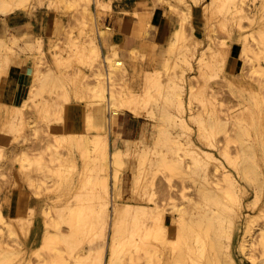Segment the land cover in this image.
I'll return each instance as SVG.
<instances>
[{
  "label": "bare ground",
  "instance_id": "bare-ground-1",
  "mask_svg": "<svg viewBox=\"0 0 264 264\" xmlns=\"http://www.w3.org/2000/svg\"><path fill=\"white\" fill-rule=\"evenodd\" d=\"M74 1L81 6L77 8L82 14L80 23L89 39L88 43L83 42L82 47L89 52L86 54V65L92 69L93 77L90 79L91 74L87 71H77L71 76V85L75 86L73 98L65 85L62 93L48 98L41 93L46 89L51 91L61 77L54 68L41 71L42 61L38 55L32 66L23 68L31 75L26 95L20 105L0 103V137L8 133L13 125H16L17 130L26 127L37 130L34 124L35 112L57 113L64 110L65 103L70 101L84 104L83 107L76 103L70 104L67 107L68 118L58 126L60 130H66L60 136L80 135L78 138L82 140L85 152H89L90 146L92 153L89 152L85 160L93 162L96 167V174L90 183L93 196L101 194L104 197L103 212L97 214L86 204L72 208L67 217L71 234L46 230L42 235V242L33 252L40 253L44 247L58 249L60 241L68 242L76 237H86L90 229L98 223L100 240L97 244L92 241L93 244L86 254L88 264H116L123 260H127L126 264H242L243 258L237 252L256 263L258 250L261 258L257 264H264V221L263 224L257 223L260 218L264 220V61L261 59L260 44L264 43V26L259 28V38L255 37L254 30L248 32L244 29L241 19L249 17L245 7L246 0H207L204 12L208 15V7L216 4V7L226 9L233 20L239 18L240 21L236 24L237 39L241 45L240 55L242 53L245 57L242 56L243 62L245 59L249 63L251 74H258L262 79L257 82L251 77H245L243 81L253 88L249 96L244 90L232 87L242 100L250 103L248 106L245 101L243 111L231 114L228 108L223 107V103L218 107L212 100L213 107L204 108L206 116L197 112L196 106L186 99L181 89L188 79L185 69L182 68L180 73L172 70L178 65L175 60L178 53L183 64L191 65L190 56L196 49L188 39H192L196 44L202 41L196 34L194 23L188 35L184 29V23L193 16L191 3H187V10L180 13L170 29V38L163 45L157 42L147 44L143 40V31L140 34L142 45H145L140 51L142 57L147 53L145 49L158 50L161 55L159 62L168 75L167 81H162L161 71L158 70L152 74L146 73L147 84L144 87L139 86L135 77L124 87H118L117 80L127 75L129 77L130 71L137 70L138 67L129 65L130 61L123 58L118 42L113 39L112 33L108 32L111 27L101 26L103 13L97 10V0ZM191 1L198 5L202 0ZM27 4L28 0H0V13L8 16L28 10L29 14H33ZM92 4H95L94 11L91 9ZM102 6L112 8L110 1L103 2ZM46 13L37 17L40 22L46 25L51 21L57 25L62 24L50 10ZM27 21L28 24H33L31 20L26 19ZM256 22V19H251L252 25ZM146 25L145 16L140 15V28L143 30ZM4 27V34H0V65L7 64L16 49L27 50L37 42L31 39V32L28 30L19 34L10 30L6 23ZM206 28L208 29L209 25ZM250 37L255 41L254 44L250 42ZM70 38L72 44H76L72 32ZM225 43V40L221 42L222 48L218 55H226V48H223ZM208 47L211 49L212 58L217 54L216 49L211 42ZM49 51L53 61H58L60 49L57 42L53 43ZM133 53L134 51L131 54ZM198 66L200 72L205 74L212 68L213 58L201 56ZM238 68H241L240 62ZM230 82L236 81L233 79ZM164 84L172 87L175 111L167 109L165 103L151 109L147 113L150 118L140 131V137H126L128 130H122L121 127L119 130L115 129L120 117L131 115L136 120L140 119L144 115L143 103L152 95L149 86H156L160 89V94H164L161 89ZM83 88L90 90V99L83 94ZM188 92L195 93L193 85H190ZM61 95L66 97L67 102L60 100ZM29 102L34 104V111L31 112L34 115L26 116L23 110ZM252 103L257 109L256 113L252 110L245 112ZM197 117L203 120L200 123L199 135L206 140V146L201 145L190 131L189 147L185 154H189L191 159L187 160L179 154H170L169 151L172 152L174 145L184 147L182 136L183 132L187 131V120ZM210 128L216 133L222 132V139H214L213 133L209 136L207 131ZM172 131L171 139L162 137V132ZM148 132L152 136L150 141L147 139ZM61 141L65 142L58 139V144ZM235 142L238 144V150L236 155H233L231 146ZM159 145H166L167 150L158 149L154 162L169 172L167 192L159 188L157 197L152 199L150 204L138 201L137 198L133 199L131 195L126 196L121 177V170L126 164L123 158L125 150L133 149L142 169L151 159L150 151ZM1 147L3 145L0 143V150ZM23 154L22 159L26 161L22 163L23 166L35 165V169L41 168L40 155L35 157L28 151ZM70 158L56 151L53 159L64 164ZM71 159L73 162L74 159ZM226 162L230 164L229 167ZM63 174L59 172L62 178ZM131 174L132 172V178ZM174 175L192 177L197 181L196 195L191 196L188 203L182 206L176 202L167 206L164 201L165 195H170L171 191L175 190V185L171 182ZM31 184L36 188L41 186L35 179ZM140 187V182L133 185L132 181L130 192ZM249 190H253L254 197L249 196ZM260 199L263 204L257 211L246 212L249 206L256 205ZM58 224L59 222L55 221V225ZM17 227L14 215H6L0 209V242L3 240L1 237L6 235L15 237L18 234ZM5 249L4 255L11 256L17 252L7 247ZM28 255L27 250V264H31ZM1 261L0 257V263Z\"/></svg>",
  "mask_w": 264,
  "mask_h": 264
},
{
  "label": "rangeland",
  "instance_id": "rangeland-1",
  "mask_svg": "<svg viewBox=\"0 0 264 264\" xmlns=\"http://www.w3.org/2000/svg\"><path fill=\"white\" fill-rule=\"evenodd\" d=\"M107 1H110L112 8H104L102 6V3ZM185 1L97 0V10H101L103 13L101 26L104 28L107 26L111 27L108 32L112 33L114 40L118 42L116 34L119 31L134 35V38L129 36L126 38L125 43L128 55L124 56V48L118 44L123 58L125 57V60L130 61L129 65L132 66L134 64L133 66L138 68L137 70H131L129 77L127 75L124 78H119L116 85L124 87L127 82H130L135 77L139 86L144 87L147 84L146 73L152 74L158 70L161 71L162 81H167L168 75L163 65L159 62L161 57L159 51L154 48H148L149 50L152 49L150 51L145 49L147 53L142 57L140 51L145 47L142 42L143 40L147 44L157 42L159 45L167 42L170 38L169 32L173 24L177 21L180 13L187 10V3H191L193 16L184 23V29L188 35L191 33L192 23H194L196 25V34L201 37L202 41L196 44L192 39H188V42L196 49V52L190 56L191 65L183 64L179 53L175 56L178 65L172 69L173 72L177 71L180 73L183 68L185 69L186 77H188L185 80L186 85H183L181 89L186 99L196 106L197 112L203 113L204 116H206L204 108L206 106L213 107L212 100L217 103L218 107L220 103H223V107L228 108L227 110L231 114L243 111L246 106L245 101L248 106L250 103L248 104L247 100H242L232 90V87L244 90L246 95L249 96V93L253 92V88L243 81L245 77H251L253 81L257 82L261 81L262 77L258 74H251L249 63L245 59L243 62V54L241 53L240 55L241 45L237 39L238 26L236 24L239 18L233 20L226 9L222 10V8L216 7V4L210 5L208 7V15L205 14L204 5L208 3L207 0H202L198 5L191 0ZM94 5H91L93 11ZM27 7L33 11V14H29L28 10L27 12L24 11L8 16L0 13V34H4L6 23L9 29L16 33L20 34L26 30L30 31L31 39L37 41L32 48H27V50L16 49L9 62L0 65V95L2 96L0 103L20 105L21 102L13 103L9 101L10 92L7 95L5 92L10 72L15 67L23 69L24 67L32 66L33 60L37 59L38 55L41 56L42 61L41 71H48L54 68L61 77V80L55 84L51 91L46 89L41 95L48 98L58 95L65 90L63 87L65 85L69 88L70 95L73 98L75 86L71 85V76L77 71L84 70L91 74L90 79L93 77L92 69L86 65V54L89 52L82 47L83 42L86 44L89 39L85 36L81 27L82 14L77 9L81 7L80 4H77L74 0H28ZM245 7L249 17L241 19L242 25L248 32L254 30L255 37L259 38V28L264 26V0H246ZM48 10L54 13L57 21L62 22V24L57 25L51 21L46 25L40 22L37 17L47 14ZM140 15L145 16V23L147 22L143 30L140 28ZM9 17H16L20 21H24V23L17 26V24H12L9 21ZM252 18L257 21L253 25L251 24ZM26 19L31 20L33 24H28ZM208 25L209 28L207 29L206 26ZM70 31L74 35L76 44H72L70 41ZM141 31H143V40L140 37ZM250 39V42L254 44L255 41L252 37ZM223 40L226 41L223 46V48H226V55L224 56L222 54L218 55L220 48H222L221 42ZM54 42L58 43L60 49L58 61H53L49 51ZM210 42L213 48L216 49L217 54L212 56V68L203 74L198 66L199 58L203 56L212 59L211 49L208 47ZM260 44L261 59L264 61V43ZM132 51H134L133 54H131ZM243 58L245 57L243 56ZM239 62L241 63V68H238ZM233 79L236 82H230ZM164 85L161 88L164 94H160V89L156 86H149L148 89L152 95L148 96L143 103L144 115L138 120L131 115L120 117L118 126L115 129L119 130L121 127L122 130H128L126 137H140V131L150 118L147 113L151 109L165 103L167 109L175 111L176 105L172 95V87ZM190 85L194 86L195 93L190 94L188 92ZM82 92L87 99L91 98L90 90L83 88ZM65 98V96L61 95L60 100L67 102ZM75 103L77 105L80 104L81 107L84 106L80 102L70 101L65 103L64 110L60 112L51 114L35 112L34 115L31 114L34 111V104L29 102L23 112L26 116L27 114L35 116L34 124L37 130L27 129V127L26 129L24 128L25 130H17L16 125H13L8 133L0 137V143L3 145L0 150V209L6 215L13 214L14 219L18 223V234L15 237H10L9 235L4 236L5 238L1 237L3 240L0 242V257L2 258L0 264H27V250L29 251L28 258L31 264H88L86 254H88L91 244L99 243V228L98 223H96L86 237H76L73 241L68 242L60 241L58 249L44 247L40 253L33 252L34 248L42 242V235L46 230L65 235L71 234V226L67 221V217L72 208L80 204H86L89 205V208L91 206L97 214L103 212L104 197L101 194L93 196L90 183L96 174V167L93 162H86L85 160L88 153H92L90 146H88L89 152L87 153L84 150L83 142L81 143L82 140L78 138L80 135L78 137L75 135L60 136L66 130H60L61 128L58 125L65 123L68 118L67 107ZM249 110L256 113L257 109L252 103L245 112ZM202 122L203 120H200L199 117L196 119L189 118L186 126L187 131L183 132L182 136L184 147L174 145L172 152L169 151V153H172V155H183L187 160L191 159L189 154H185L187 152L186 149L189 147L188 134L190 131L194 133L196 140L201 145L206 146V140L199 135V127ZM188 126L189 128H187ZM207 132L209 136L213 133L215 135L214 139H222L223 137L222 132L216 133L211 128ZM172 135L173 131L162 132V137L166 139H171ZM58 139H63L65 142L61 141L58 144ZM147 139L149 141L152 140L150 132L147 134ZM120 143L124 146L123 141ZM55 144L58 145L55 146ZM156 147L150 151L151 159L147 161L142 169L138 165L133 149H126L123 154V158L126 161L121 170L124 193L126 196L131 195L133 199L137 198L136 200L147 204H150L153 201L152 199L157 197L159 188L166 191L169 184V172L157 166L154 162L157 150L161 148L167 150V146L161 147L159 145ZM231 148L232 154L236 155L238 150L237 142L232 143ZM27 151L35 157L41 156V168L35 169V165H22L23 162H26L22 159L23 153ZM56 151H60L67 158H73L74 161L72 162L70 158L66 163L61 164L60 161L53 159ZM226 164L229 167L230 164L228 162ZM129 165L130 167H127ZM212 166L213 161L210 162V167ZM59 172L64 173L63 178L59 176ZM131 172L132 178L130 177ZM34 179L41 184L39 188L31 184ZM132 181L133 185L135 182L137 184L140 182V189L135 188L134 192H130ZM171 182L175 185V190L171 191L170 195H165L164 201L167 206L172 202H176L181 206L185 205L191 196L194 197L196 195L197 181L194 178L174 175ZM223 182L225 183L224 180ZM37 190L39 191L38 193H36ZM249 196L254 197L253 190H249ZM262 204L263 200L260 199L256 205L249 206L246 212L253 213ZM55 221H58L59 224L55 225ZM263 221V218H260L257 223L263 224ZM92 241L94 242L92 243ZM6 247L17 252L11 256L4 255ZM91 251L94 252L95 249H91ZM237 253L243 258L242 264H257L261 258L259 250L257 252L259 257L256 263H253L248 257L241 255L239 252ZM126 263L127 260H123L116 264Z\"/></svg>",
  "mask_w": 264,
  "mask_h": 264
},
{
  "label": "crops",
  "instance_id": "crops-1",
  "mask_svg": "<svg viewBox=\"0 0 264 264\" xmlns=\"http://www.w3.org/2000/svg\"><path fill=\"white\" fill-rule=\"evenodd\" d=\"M9 21L12 24H17V26L21 25L24 23V21H20V19L15 18H11L9 17ZM117 40L118 43L121 45V47L124 48L123 53H125V55H128V50L126 49V38L127 36H129L130 38L133 37L134 35L131 33H124V32H117ZM30 82V73L27 72L26 70L18 69V68H13V70H11L10 72V77L8 79V84H7V88H6V95L9 93V95L11 97L8 98L9 101L13 102V103H19L21 102V100L25 97L24 95H26L27 92V87L29 85ZM8 101V102H9Z\"/></svg>",
  "mask_w": 264,
  "mask_h": 264
}]
</instances>
